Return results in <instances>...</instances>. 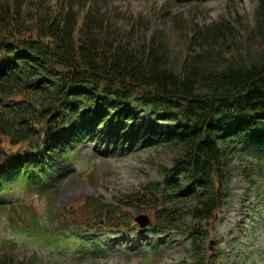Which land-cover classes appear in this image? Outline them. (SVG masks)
Instances as JSON below:
<instances>
[{"label": "trees", "instance_id": "1", "mask_svg": "<svg viewBox=\"0 0 264 264\" xmlns=\"http://www.w3.org/2000/svg\"><path fill=\"white\" fill-rule=\"evenodd\" d=\"M95 2L0 0V194L51 177L47 163L71 161V148L96 130L117 145L160 140L178 155L155 182L116 201L85 198L50 219L60 229L73 220L81 247L92 223L133 232L127 211L147 210L151 233L183 235L193 264H218L211 238L230 196V156L247 141L264 165V0L252 29L260 49L223 19L185 34L179 57L159 31L134 43L137 31L119 30ZM21 222L25 232L43 230L39 220ZM8 252L0 264H36Z\"/></svg>", "mask_w": 264, "mask_h": 264}, {"label": "rangeland", "instance_id": "2", "mask_svg": "<svg viewBox=\"0 0 264 264\" xmlns=\"http://www.w3.org/2000/svg\"><path fill=\"white\" fill-rule=\"evenodd\" d=\"M95 1L119 30L133 27L137 31L134 43L158 31L166 35L175 57H179L183 49L184 35L195 26L223 19L237 22L239 30L248 38L250 48H261L260 36L254 38L252 31L259 0L194 3H174L171 0ZM102 150L107 152L105 148ZM177 155L176 149L162 144L135 148L121 155L112 150L96 155L93 148H80L75 171L63 176L54 197L25 195L18 189L8 195L23 206L16 210L0 207V245L12 249L11 252L19 259L34 256L38 264H192L189 245L182 237L173 234L164 233L158 237L159 244L164 247L158 246L155 252H150L148 248L154 244V238L144 231L130 236L117 231L109 238L105 232L92 230L88 237L108 247L105 254L95 253L93 259H87L58 255L54 246L41 236L16 230L22 218L29 221L38 218L41 222L50 223L52 212L59 213L76 206L74 203L89 196H103L116 201L124 195L135 194L143 185L157 180L160 166H170ZM258 164L243 151L233 154L229 160L227 170L232 197L216 226V241L225 252L222 264H264V175H258L264 170L260 171ZM58 168L63 171L64 166L61 164ZM77 209L79 207L71 213L73 219L81 214ZM130 214L132 218L135 215L131 211ZM15 218L17 220L12 222ZM185 222H192L190 216ZM55 224H51L49 229H55Z\"/></svg>", "mask_w": 264, "mask_h": 264}, {"label": "water", "instance_id": "3", "mask_svg": "<svg viewBox=\"0 0 264 264\" xmlns=\"http://www.w3.org/2000/svg\"><path fill=\"white\" fill-rule=\"evenodd\" d=\"M137 221H138V222H142V221L145 222V217H139V218L137 219Z\"/></svg>", "mask_w": 264, "mask_h": 264}]
</instances>
